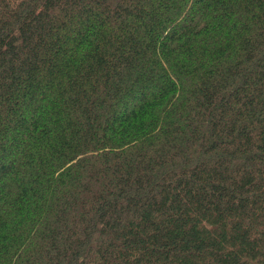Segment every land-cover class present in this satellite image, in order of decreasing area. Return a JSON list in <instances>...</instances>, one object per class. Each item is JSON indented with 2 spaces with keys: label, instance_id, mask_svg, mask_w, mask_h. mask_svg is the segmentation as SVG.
Returning a JSON list of instances; mask_svg holds the SVG:
<instances>
[{
  "label": "trees",
  "instance_id": "obj_1",
  "mask_svg": "<svg viewBox=\"0 0 264 264\" xmlns=\"http://www.w3.org/2000/svg\"><path fill=\"white\" fill-rule=\"evenodd\" d=\"M0 264H264V0H0Z\"/></svg>",
  "mask_w": 264,
  "mask_h": 264
}]
</instances>
